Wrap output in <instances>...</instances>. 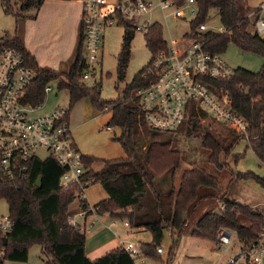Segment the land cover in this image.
Listing matches in <instances>:
<instances>
[{
  "label": "trees",
  "instance_id": "obj_1",
  "mask_svg": "<svg viewBox=\"0 0 264 264\" xmlns=\"http://www.w3.org/2000/svg\"><path fill=\"white\" fill-rule=\"evenodd\" d=\"M46 1L21 0L17 5L14 0H1L5 14L15 18L16 32L13 35L7 33L0 44L20 50L28 67L35 73L26 103L34 106L43 103L45 86L52 81H59V89L69 92L71 107L83 99H89L95 110L112 113L108 126L121 130V135L116 140L121 144L125 158L105 161L100 172L92 169L96 159L85 158V180L92 185H102L108 194L106 200L95 206L98 208V215L108 214L114 219H125L132 229L143 228L149 231L153 237L152 243H141L148 260H156L157 255L162 257L157 253V248L162 246L165 231L170 230L173 247L169 261L164 262L165 264H173L180 240L186 233L214 242L216 246L220 244V233L224 229L236 233L242 245L257 240L264 229V214L227 198L234 182L250 176L232 172L230 185L225 197L221 199L225 208L213 209L200 217L194 216L203 200L199 198V192L202 189L218 190V178L202 168L194 167L183 173L178 189L174 186L164 190L165 192L158 189L154 175L174 176L180 168L181 154L172 148L170 139L168 142L162 140L169 133L153 131L143 121L135 92L148 84V79L144 77L147 67L126 86L120 98L110 102L103 101L101 83L88 86L81 81L85 69L84 36L81 28L74 60L66 71L56 73L39 66L25 46L23 22L30 10L38 12ZM175 1L178 6H182L185 0ZM195 1L199 14L191 21L193 33L207 21L211 12L217 11L220 18L223 30L221 33L209 31L201 36L209 51L224 55L230 45H235L245 52L261 55L264 60V39L257 31L252 30L256 22L240 14L238 0ZM135 22L120 20L119 25L125 32L117 58L119 82L126 78L132 42L137 32ZM145 41L152 55L167 49L163 27L158 23L145 34ZM208 83L215 90L224 89L230 93L234 112L242 116L248 125L247 149H251L264 164V64L258 73L237 68L232 78L208 80ZM206 115L204 111L193 108L181 130L188 124L190 133H195L202 147L209 151V163L221 170V161L231 156L240 141L245 140L244 135L237 134L227 126V136L219 130L212 132V127L205 128L201 124L200 119ZM142 128L150 137L143 147L145 150L140 152L138 135ZM235 159L237 163L238 158ZM30 174L29 181L21 183L19 189L9 184H0V199L8 203L10 217L15 222L14 231L8 238L6 260L27 262L30 247L39 244L43 256L47 257L46 264H136L121 248L97 260H90L86 255V232H81L69 223L75 190L64 192L60 187L63 169L52 159L33 161ZM39 179L42 181L41 187L37 186ZM260 183L264 186V181ZM80 208L87 209V204L81 203ZM240 216L248 217L250 224L241 223Z\"/></svg>",
  "mask_w": 264,
  "mask_h": 264
},
{
  "label": "built area",
  "instance_id": "obj_2",
  "mask_svg": "<svg viewBox=\"0 0 264 264\" xmlns=\"http://www.w3.org/2000/svg\"><path fill=\"white\" fill-rule=\"evenodd\" d=\"M79 2L82 5L81 29L84 36L83 81L95 78L97 66L103 63L104 32L107 28L118 26L121 19L135 20L136 31L146 34L156 24L151 21V15L156 10L162 11L166 20L171 17L186 19L189 16L193 21L199 14L195 0H185L182 6H178L175 0H159L156 5L143 0H127L117 4H110L107 0ZM259 12H264V4L258 8ZM144 17H150V20L140 26ZM209 31L221 33L223 30L216 31L203 23L196 33L190 30L180 40H172L166 50L152 55L144 74L148 84L135 92L143 121L153 131L178 132L195 108L208 113L248 140V125L242 116L234 112L230 93L209 86L208 80H228L236 70L226 62L223 54L206 48L201 36ZM256 31L264 35L263 17L258 19ZM34 79L35 73L28 67L23 53L0 44V184L19 189L21 183L29 181L33 161L52 159L63 169L60 179L62 190H75L74 202L87 204V209L80 208L77 214L70 216L69 223L81 232H87L88 227L80 224L79 218L86 219L89 214L98 215V208L90 206L86 200L87 190L92 183L85 180V156L74 143L68 122L69 109L59 107L50 114H37L42 103L35 106L26 103ZM50 83L44 88L45 95L52 92ZM40 151L47 154L46 159L39 156ZM224 208L225 205H221V209ZM14 226L10 215L0 216V262L7 258L8 238ZM232 240L233 232L224 229L220 233L219 246L228 245ZM120 248L136 264L146 263L141 243L120 241ZM157 253L160 256L166 254L163 245L157 248ZM263 259L264 229L257 240L240 244L238 254L228 264H260Z\"/></svg>",
  "mask_w": 264,
  "mask_h": 264
},
{
  "label": "rangeland",
  "instance_id": "obj_3",
  "mask_svg": "<svg viewBox=\"0 0 264 264\" xmlns=\"http://www.w3.org/2000/svg\"><path fill=\"white\" fill-rule=\"evenodd\" d=\"M14 1L17 2V5L21 2V0ZM107 1L110 4H117L118 2L127 0ZM143 1L154 5L159 2V0ZM248 4L254 10L264 4V0H248ZM165 14H169V12ZM36 16L37 10L32 9L27 13L26 48L36 57L41 68L43 67L56 73H61L74 60L79 40L82 17L81 8L77 0H49L41 8L40 15L38 17ZM148 19L150 20V17H144L140 21V26H143L144 22ZM26 20L23 22L24 27ZM151 21L163 27V37L168 44H171V41L174 39L180 40L183 35L189 33L191 30V17L189 16L186 19L176 20L171 17L166 20L164 13L156 10L151 15ZM252 21L254 22V19ZM205 23L216 31L221 29L217 11L211 12ZM252 30L256 31L255 23ZM15 32V18L5 14L0 0V43L7 33L13 35ZM124 32V28L120 25L105 30L103 63L97 66L94 79L88 81L81 80L88 86L101 83V99L106 102L115 101L120 98L126 86L133 81L134 77L140 71L148 66L152 59V52L146 46L145 33L136 32L132 42L131 59L127 68L126 78L123 82H119L117 79V58L121 52ZM260 37L264 39V35H260ZM33 46L36 48L35 50L32 49ZM223 58L234 69L243 68L254 73L260 72L264 64L261 55L245 52L235 45L228 47ZM50 87L52 88V92L45 95L43 103L38 107L37 114H50L59 107H62L69 109L71 119L74 117L78 120L85 121L96 115L97 110H94L89 99H83L71 107L69 92L67 90L61 91L58 81L50 83ZM107 119L108 117L104 115L100 121H96L92 125L93 127L88 130V136L82 134V137L85 139V145L89 148L85 156H93L105 161L124 157L121 144L116 140L114 134L107 133L103 136L99 134L101 124L106 123ZM213 120V117L208 113L204 118L200 119L201 124L205 128L212 127V132L219 130L227 136L229 133L228 128L221 121ZM103 132H107L106 129ZM194 134L190 133L187 124L179 132L169 133L163 136L162 140L167 141L170 139L172 148L180 152L181 164L174 176L171 174L164 176L154 175L158 189L163 190L162 192L167 191L171 186L178 189L183 173L194 167L202 168L210 175L218 178L220 182L218 190L202 189L199 192V198H203V200L194 216L200 217L206 212L220 207L222 203L221 199L225 197L227 188L230 185L232 172L247 175L250 177L238 180L232 184L230 195H227V198L235 202L240 201L242 205L264 214V186L260 183V181H264V164L251 149H247V141H240L231 156L221 161L222 169L218 170L209 163V151L202 147L201 141ZM138 137H140L139 151L143 152L145 150L143 147L149 142L150 136L142 128L140 129ZM39 156L46 159L47 154L44 151H40ZM235 158H238L237 163L235 162ZM104 198H107V196L102 185L94 184L88 188L87 199L91 206H97ZM9 215L10 207L8 203L4 199H0V216L8 217ZM95 218L88 219L89 224L86 232V255L90 260H97L117 249V237L114 234L115 229H105L104 232L101 231L97 234L101 226L103 228L109 227L106 224L111 222L110 218L105 217L104 223L99 218L94 220ZM93 222L95 224L92 226ZM240 222L249 225L250 219L246 216H240ZM122 239L124 241L143 244H150L153 241L152 234L149 231L136 232L129 236L124 235ZM162 245L167 249L165 256L159 257L157 255L156 260H148L146 262L147 264H165L169 261L170 250L173 247L170 230L165 231ZM216 245L214 242L192 237L186 233L180 240L173 264H228L238 254L240 249V243L234 232L233 240L230 244L222 245V247L221 245ZM46 261L47 257L43 256L41 246L35 244L29 249L27 262L5 260L3 264H46ZM260 264H264V259Z\"/></svg>",
  "mask_w": 264,
  "mask_h": 264
},
{
  "label": "crops",
  "instance_id": "obj_4",
  "mask_svg": "<svg viewBox=\"0 0 264 264\" xmlns=\"http://www.w3.org/2000/svg\"><path fill=\"white\" fill-rule=\"evenodd\" d=\"M48 1L49 0H47L45 3H44V5L42 6V7H44L47 3H48ZM58 1H68V0H58ZM77 3L79 4V6H80V8H81V16H82V5H81V3L79 2V0H77ZM238 8H239V11H240V14L242 15V17H244V18H249V19H254V21L257 23V21H258V19L260 18V17H263L264 18V12H259V13H257V10H258V8H256V9H251L250 7H249V4H248V0H238ZM40 13H41V9L37 12V16L36 17H38L39 15H40ZM251 14V15H250ZM28 21L26 20L25 21V29H24V34H23V39H24V43H25V41H26V30H27V28H26V23H27ZM80 28H81V25H80ZM111 28V27H110ZM79 34H80V31H79ZM26 46V45H25ZM32 49H36L34 46H33V48ZM38 51V50H37ZM31 53V52H30ZM37 53V55H39V53L38 52H36ZM34 56V55H33ZM35 57V56H34ZM36 58V57H35ZM37 60V59H36ZM38 62V61H37ZM39 64V63H38ZM49 65H53V64H49ZM40 66V65H39ZM70 66V65H69ZM69 66L68 67H65L64 68V70L63 71H66L68 68H69ZM43 68V67H42ZM95 110V109H94ZM105 115V117H108V119H107V122L106 123H103V124H101V127L99 128L100 129V131H99V134L100 135H104V134H107V133H111V135L112 134H114V136L116 137V138H118V137H120V135H121V130L119 129V128H117V127H112V128H110V126H108V124H109V122L111 121V118H112V113H100V112H98V111H96V115L93 117V118H89V119H87V120H85V121H81V120H78V119H76V118H74V117H72V119H71V117L69 116V119H68V122H69V124H70V127H71V130H72V136H73V139H74V143L76 144V146L78 147V149L82 152V154L85 156L86 154H87V151L89 150V148L85 145V139L82 137V134H84V135H86V136H88L89 134H88V130L90 129V128H92L93 126V124H95V122L96 121H100V119L103 117ZM110 128V129H109ZM106 129V131L107 132H103L104 130ZM118 132V133H117ZM107 136V135H106ZM110 144H112V143H110ZM122 147V146H121ZM122 150H123V148H122ZM123 152H124V150H123ZM85 158H93V159H96L97 161L92 165V169L95 171V172H100L102 169H103V167H104V162H105V160H99V159H97L96 157H93V156H90V157H87V156H85ZM125 158V152H124V157L123 158H121V159H124ZM116 160H119V159H116ZM111 161H113V160H111ZM104 189V188H103ZM105 191V190H104ZM105 194H106V196H107V198H108V194L106 193V191H105ZM107 198H104V200H106ZM86 200H87V203L91 206V204L88 202V199H87V196H86ZM232 200V199H231ZM103 201V200H102ZM101 201V202H102ZM232 201H234V200H232ZM76 202V203H75ZM75 202H73L72 203V205H71V207H70V214H71V216H74L75 214H77L79 211H80V204L77 202V201H75ZM101 202H99V203H101ZM238 203H241L242 204V202H240V201H238ZM221 205H223V203H221ZM221 205H220V207H221ZM93 207V206H92ZM95 218V217H97V218H95L94 220H96V219H98L99 218V220L102 222V223H104V218L105 217H108V218H110V220H111V222L110 223H107L106 225H109V227H106V228H103L102 226L100 227L101 229L97 232V234H99L101 231H103L104 232V230L105 229H107V230H111V228L112 229H115V236L117 237V249L118 248H120V241H124L123 239H122V236H124V235H131V234H134V233H136V232H146L147 230H145V229H132L131 227H130V225H129V223H128V221L127 220H125V219H114V218H112L110 215H108V214H105V215H96V214H89L87 217H86V219H81V218H79V223L80 224H84L85 226H87L88 227V224H89V222H88V219L89 218ZM103 219V220H102ZM93 220V221H94ZM98 220V221H99ZM91 222H92V220H91ZM90 222V223H91ZM95 222V221H94ZM239 241V240H238ZM216 244V243H215ZM166 250V252H167V249H165ZM163 256H165V255H163ZM162 256V257H163ZM147 261H148V259H147ZM146 261V262H147ZM145 264H147V263H145Z\"/></svg>",
  "mask_w": 264,
  "mask_h": 264
},
{
  "label": "water",
  "instance_id": "obj_5",
  "mask_svg": "<svg viewBox=\"0 0 264 264\" xmlns=\"http://www.w3.org/2000/svg\"><path fill=\"white\" fill-rule=\"evenodd\" d=\"M41 182H42L41 179H39V180H38V183H37V186H38V187H41ZM5 244H7V241H5Z\"/></svg>",
  "mask_w": 264,
  "mask_h": 264
}]
</instances>
